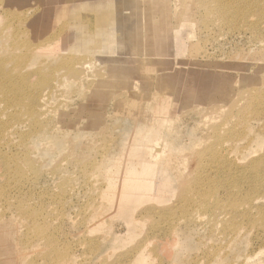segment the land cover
Returning <instances> with one entry per match:
<instances>
[{
	"label": "rangeland",
	"instance_id": "rangeland-1",
	"mask_svg": "<svg viewBox=\"0 0 264 264\" xmlns=\"http://www.w3.org/2000/svg\"><path fill=\"white\" fill-rule=\"evenodd\" d=\"M205 3L0 0V264H264V21Z\"/></svg>",
	"mask_w": 264,
	"mask_h": 264
},
{
	"label": "bare ground",
	"instance_id": "bare-ground-1",
	"mask_svg": "<svg viewBox=\"0 0 264 264\" xmlns=\"http://www.w3.org/2000/svg\"><path fill=\"white\" fill-rule=\"evenodd\" d=\"M200 2V1H199ZM205 4H207V5H211V4H213L214 5V9H218V13L220 12V13H222L223 12V16H224V13H227V14H229L230 13V11L232 10H234V11H236V12H238V13H240L241 15L243 14V13H245V12H249V11H252L251 13L252 14H250L249 16H247V17H250V19L252 18V16L253 15H255V17L257 18V19H260V18H262L263 19V21H264V0H207V3H205ZM239 5L241 6V7H239ZM156 6V5H155ZM129 7V6H128ZM243 7V8H242ZM245 7V8H244ZM236 9V10H235ZM213 9H211V11H212ZM246 10H248V11H246ZM145 12V11H144ZM149 12V11H148ZM213 12H214V10H213ZM208 13V15H209V12H207ZM212 14V13H211ZM204 15H207L206 14V12H205V14ZM207 15V16H208ZM207 16H206V21L208 20L207 19ZM204 17V16H203ZM209 17V16H208ZM220 17V16H219ZM249 19V20H250ZM253 19V18H252ZM204 20V19H203ZM254 20V19H253ZM257 21V20H256ZM227 22V21H226ZM262 22V21H261ZM128 23V22H127ZM242 23V22H241ZM225 24V23H224ZM251 24V26H253L252 27V29H255V28H257V24H255V23H250ZM240 26V25H239ZM230 27V26H229ZM249 27V26H248ZM250 29V28H249ZM257 30H258V28H257ZM253 32V31H252ZM254 33V32H253ZM256 33H257V31H256ZM7 34H9V33H7ZM258 34V33H257ZM5 35V34H4ZM255 37H256V35H254ZM255 40H257V38L255 39ZM157 49V48H156ZM0 68H2V65L0 64ZM80 68H82L80 65H79V67H77V69L79 70ZM70 72H71V70H70ZM73 72V71H72ZM75 73V72H74ZM73 73V74H74ZM5 74H6V72L4 71V70H0V75L2 76V80H3V82H4V77H5ZM7 75H9L8 73H7ZM21 81L23 82V78L21 77ZM10 91V88L7 86V88H6V94H8V92ZM15 92H16V88L15 87H12V89H11V93L12 94H15ZM0 93H1V90H0ZM19 97L21 98V95H20V89H19ZM1 102V101H0ZM21 102V101H20ZM12 106H10V107H4L3 109H0V115L1 114H4L5 113V111L6 110H8L9 108H11ZM28 113H29V111H28ZM9 118H12V119H15V120H17L18 119V115H12V116H9ZM23 124H25V122H21L19 125H23ZM3 127H8V129H11V127H9V125H7V123H4V122H1L0 121V132L1 131H4V133H5V135L4 136H11V134H10V132H8L7 131V129H5V128H3ZM29 131H26L25 133H24V135H22V138H24V137H29V133H28ZM7 143H8V145L9 144H11L12 143V140H8L7 141ZM7 146V145H6ZM3 147V146H2ZM2 147L0 146V155H2L4 152L3 151H1V149H2ZM9 147L10 148H12V146L11 145H9ZM54 150V149H53ZM160 153H161V150H160V148L159 147H154V155L155 156H157V155H160ZM247 169H248V173H249V175H250V177H249V181H248V183H249V185H250V188H251V192H258L259 190H260V187L262 186V184H264V154L262 155V156H260V158H253V159H251V161H250V165L249 166H247ZM256 195V194H255ZM261 196H264V195H261ZM259 199H261L259 196H257L256 195V198L254 199V200H259ZM262 199H263V197H262ZM250 201H252V200H250ZM256 201H254V202H256ZM250 203H252V206H253V201L252 202H250ZM249 203V204H250ZM256 204V203H255ZM254 204V205H255ZM258 205V204H257ZM256 206V205H255ZM248 207L250 208V206L248 205ZM258 208V207H257ZM256 208V209H257ZM260 209H261V211H262V208H261V206H260ZM259 209V210H260ZM247 210H248V208H247ZM251 210H253V211H255L254 209H251ZM258 210H256V212H257ZM249 213V212H248ZM251 213V212H250ZM247 213H245L244 212V215H246ZM257 214H259V212H257ZM260 215V214H259ZM261 216V215H260ZM56 245V244H55ZM54 245V246H55ZM55 249V248H54ZM61 251V250H60ZM57 252V251H56ZM61 253V252H60ZM62 255V254H61ZM61 255H59V256H61ZM56 256V255H55ZM63 256V255H62ZM61 256V257H62ZM57 259H60V257L58 258V256L56 257ZM63 258V257H62ZM61 258V259H62ZM53 260L55 259V258H52ZM56 263V262H55Z\"/></svg>",
	"mask_w": 264,
	"mask_h": 264
}]
</instances>
